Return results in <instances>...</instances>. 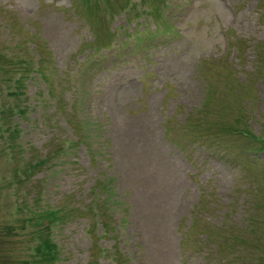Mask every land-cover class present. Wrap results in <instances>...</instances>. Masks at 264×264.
Instances as JSON below:
<instances>
[{"label":"rangeland","instance_id":"rangeland-1","mask_svg":"<svg viewBox=\"0 0 264 264\" xmlns=\"http://www.w3.org/2000/svg\"><path fill=\"white\" fill-rule=\"evenodd\" d=\"M263 71L264 0H0V264H264Z\"/></svg>","mask_w":264,"mask_h":264},{"label":"trees","instance_id":"trees-1","mask_svg":"<svg viewBox=\"0 0 264 264\" xmlns=\"http://www.w3.org/2000/svg\"><path fill=\"white\" fill-rule=\"evenodd\" d=\"M264 72V71H263Z\"/></svg>","mask_w":264,"mask_h":264}]
</instances>
